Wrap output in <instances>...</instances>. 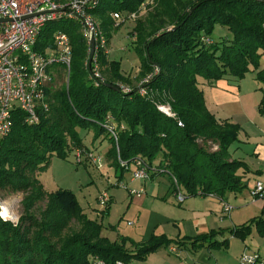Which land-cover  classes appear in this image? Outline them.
Returning a JSON list of instances; mask_svg holds the SVG:
<instances>
[{
  "label": "trees",
  "instance_id": "trees-1",
  "mask_svg": "<svg viewBox=\"0 0 264 264\" xmlns=\"http://www.w3.org/2000/svg\"><path fill=\"white\" fill-rule=\"evenodd\" d=\"M145 1L98 0L90 13L96 20L109 13L137 14ZM160 6L171 21L170 27L145 38L142 26H135L136 46L142 43V47H136L139 75L151 77L128 92L111 81L96 85L86 61L88 43L78 33L79 23L60 20L41 29L34 48L37 52L54 47L57 31L68 36L71 46L67 86L59 94L61 119H48V109L39 113V123L29 125L24 113H13L10 133L0 148L1 189L28 193L23 202L27 207L41 199L44 189L26 172L44 170L52 156L66 158L68 151L86 149L76 129L92 131L93 143L102 136L108 140L111 166L119 172V178L129 171L120 164L130 166L139 158L152 171L150 178H174L186 198L201 191L203 196L211 194L224 200L226 194L247 187L238 174L240 169L246 171L245 164L230 160L228 152L238 140L240 128L226 120L218 121L207 110L198 78L209 81L230 76L242 80L256 71L255 80L262 93L258 113L264 116V69L258 70L264 57V0H160ZM215 26L227 28L232 37L212 40ZM96 55L99 64L104 51ZM109 64L119 71L118 62ZM164 106L174 116L160 109ZM198 141L211 142L218 150L209 152ZM48 197L61 217L76 218L83 223L84 231L59 246L49 239L58 230L55 223L39 222L30 214L22 215L17 226L0 220V264H91L95 258L105 264H126L171 243L155 235L147 242L128 243L123 238L110 242L101 236V226L82 213L72 192L58 190ZM252 224L264 234V208L259 217L232 229L230 234L244 238ZM216 236L211 232L188 238L184 244L219 248L227 243L213 241Z\"/></svg>",
  "mask_w": 264,
  "mask_h": 264
},
{
  "label": "rangeland",
  "instance_id": "rangeland-1",
  "mask_svg": "<svg viewBox=\"0 0 264 264\" xmlns=\"http://www.w3.org/2000/svg\"><path fill=\"white\" fill-rule=\"evenodd\" d=\"M162 12L160 0H146L137 14L124 16V14L109 13L103 19H95L102 33L108 39L104 58L99 63V74L103 80L111 81L122 89L130 90L140 87L142 83H145L147 77H151L148 75L144 79L139 75L140 57L136 47H142V43L136 46L134 28L136 25H141L145 31V38L150 37L158 30L168 29L171 21ZM78 33L83 35L81 27L78 29ZM231 37L227 28L221 26H215L211 35V39L217 42ZM86 53V61H88L89 50ZM111 61L119 63L118 72L110 66ZM54 74L53 80L45 91L49 109L47 118L51 121L61 119L62 107L59 94L66 88L68 81L66 71L63 69H57ZM164 108L169 107L164 106ZM76 130L86 149L68 151L66 158L52 156L44 170L26 172L31 180L37 179L44 189L45 194L41 199L31 201L27 207L23 202L29 195L28 193L0 188V201L9 204L19 218L22 215L30 214L39 222L55 223L58 230L51 234L49 239L61 246L74 234L84 231L83 223L76 218L65 220L61 217L55 211L52 200L48 197L49 194L58 190H69L75 195L82 213L89 220L95 221L101 226V236L106 237L110 242L121 238L126 239L128 243L132 241L147 242L152 235L164 236L171 241L168 246L161 247L144 259H132L126 264H165L161 258L163 256L174 258L178 251L188 254L190 260L193 256L202 264L214 263V256L220 252L216 247H208L205 244V247L193 248L191 244H184V242L188 238L207 235L211 232L217 233L216 238L226 233V235H230L228 228L229 226L234 228L232 224L239 221L238 219L232 216V221L225 219L224 223H219L221 228L208 229L202 234L194 233L190 214L194 210L204 209L200 205L206 204L201 200L206 197L202 198L203 196L200 195L187 197L185 203L179 204L173 194V189L169 191L165 188L164 182H170L167 178L163 177V184L154 185L159 191L156 194H153L150 182L132 180L131 171L125 172L122 178H119V172H115L111 166L108 140L103 139L102 136L93 143L92 131ZM198 143L209 152L218 150L217 146L211 142L203 144L198 141ZM78 154L80 155L79 159ZM117 180H120L119 185H116ZM130 180L133 181L131 184ZM141 188L145 192L144 197H146V202L143 205L128 198L129 190L138 191ZM102 193H106L110 199L107 205H102L99 201ZM189 201L194 203L191 205ZM228 205L232 207L229 203ZM47 213L48 218H46ZM217 218L220 221V217L217 216ZM128 222H133V224ZM216 238L213 241H216ZM171 249L176 252H171Z\"/></svg>",
  "mask_w": 264,
  "mask_h": 264
},
{
  "label": "built area",
  "instance_id": "built-area-1",
  "mask_svg": "<svg viewBox=\"0 0 264 264\" xmlns=\"http://www.w3.org/2000/svg\"><path fill=\"white\" fill-rule=\"evenodd\" d=\"M97 5L98 0H0V148L2 141L10 133L13 113H24L25 122L29 125L39 123V113L48 111L45 91L53 80L54 72L57 69H63L66 73L69 71L71 46L65 33H54L53 48H48L43 53L34 50L37 37L46 24L60 20L79 23L88 43L89 53L90 40H94L93 57L88 63L92 77L96 85L103 82L96 53L105 50L107 39L90 13ZM149 80L150 77H147L145 82ZM160 109L168 116H174L170 108ZM178 125L182 126V123ZM113 136L115 137L114 134ZM79 156L78 154V159ZM120 165L131 171L134 181L150 179L152 171H148L139 158L130 166L125 163ZM171 183L177 202L182 204L186 199L185 193L174 178ZM129 194L140 197L144 190H129ZM197 194L203 196L201 191H197ZM250 195L264 200V182H255ZM208 197L214 196L209 194ZM99 201L102 205H107L110 199L106 193H102ZM231 210V206L222 203V213L225 216L229 215ZM0 220L13 226H17L19 222L15 210L5 201H0ZM238 260L239 264H264V257L247 252H243ZM91 264L105 263L95 258Z\"/></svg>",
  "mask_w": 264,
  "mask_h": 264
},
{
  "label": "crops",
  "instance_id": "crops-1",
  "mask_svg": "<svg viewBox=\"0 0 264 264\" xmlns=\"http://www.w3.org/2000/svg\"><path fill=\"white\" fill-rule=\"evenodd\" d=\"M262 69H264V57L259 61L258 70ZM255 74L256 71L248 73L242 80H237L230 76H224L221 80L209 81L198 78V88L203 92L207 110L218 121L226 120L238 125L240 128L238 140L229 147L228 152L230 160L240 161L245 164L246 171L240 169L238 174L241 175L247 187L239 193L226 194L224 200L203 196L202 198H206L201 200L206 202V204L200 206L204 207V209L194 210L190 214L194 233L202 234L208 229L221 228L220 224L224 223L225 219L232 221V216L239 220L232 224L234 228L246 225L250 220L259 217L264 208L263 199L253 198L250 195L255 182H264V116H260L258 113L262 93L259 90L260 84L255 80ZM163 177L170 180L167 176L158 175L145 181V183L150 182L152 184L153 194L159 192L154 185L163 184ZM129 182L131 184L133 181L130 180ZM164 184L167 190L172 191L171 180L170 182L165 181ZM144 195L145 192L140 197L128 194V198L143 205L146 202ZM191 203L194 202L189 201V204ZM222 203L232 205L233 211L231 210L227 216L222 213ZM217 216L220 217V221H218ZM128 223L133 224V222ZM215 224L219 225L214 226ZM234 228L229 226L228 229L231 231ZM226 234L216 238L217 242L227 240V243L217 248V251L220 252L214 256L215 259L212 264H239L238 259L243 252L264 257V234L259 232L255 224L250 226V233L244 238ZM135 242L138 243L139 241ZM126 247L132 249L129 244ZM174 251L176 252V250L171 249V252ZM189 258L188 254L178 251L174 258L163 256L161 259L165 264H202L193 256L191 260ZM188 260L190 261L188 262Z\"/></svg>",
  "mask_w": 264,
  "mask_h": 264
},
{
  "label": "water",
  "instance_id": "water-1",
  "mask_svg": "<svg viewBox=\"0 0 264 264\" xmlns=\"http://www.w3.org/2000/svg\"><path fill=\"white\" fill-rule=\"evenodd\" d=\"M94 40L91 39L90 40V53H89V62L91 61L92 57H93V53H94Z\"/></svg>",
  "mask_w": 264,
  "mask_h": 264
}]
</instances>
